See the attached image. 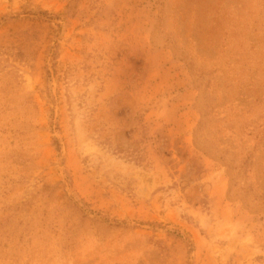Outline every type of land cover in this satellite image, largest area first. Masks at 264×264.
I'll return each mask as SVG.
<instances>
[{
    "label": "rangeland",
    "instance_id": "374dc122",
    "mask_svg": "<svg viewBox=\"0 0 264 264\" xmlns=\"http://www.w3.org/2000/svg\"><path fill=\"white\" fill-rule=\"evenodd\" d=\"M0 264H264V0H0Z\"/></svg>",
    "mask_w": 264,
    "mask_h": 264
}]
</instances>
